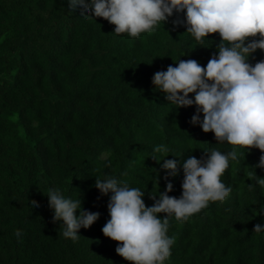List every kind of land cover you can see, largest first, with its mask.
<instances>
[{"label": "trees", "instance_id": "16d2710c", "mask_svg": "<svg viewBox=\"0 0 264 264\" xmlns=\"http://www.w3.org/2000/svg\"><path fill=\"white\" fill-rule=\"evenodd\" d=\"M69 3L0 0V264H129L102 234L111 194L101 195L95 179L111 176L140 189L150 207L149 197L158 199L168 182L169 196H181L189 157L233 147L190 122L195 105L177 108L152 83L157 71L181 60L206 67L218 55V33L200 44L183 23L174 26L186 15L174 12L138 37L116 34L108 21ZM261 60L259 49L248 58L252 65ZM161 144L168 152L154 153ZM237 152L220 178L233 189L224 201L186 220L170 217L167 235L175 242L164 264H264V232L253 231L264 226V186L252 174L264 178L255 167L262 153ZM172 159L174 177L162 168ZM49 189L81 199L98 220L81 227L78 239L65 238V226L53 222ZM32 200L39 207L31 208Z\"/></svg>", "mask_w": 264, "mask_h": 264}, {"label": "clouds", "instance_id": "9594fccd", "mask_svg": "<svg viewBox=\"0 0 264 264\" xmlns=\"http://www.w3.org/2000/svg\"><path fill=\"white\" fill-rule=\"evenodd\" d=\"M77 7L82 14L114 25L116 34L126 32L138 37L174 12H185V20L177 19L173 24L183 23L198 43L203 44L211 34L221 37L218 55H213L206 67L196 60H181L175 67L169 65L166 71H157L152 83L177 108L195 105L196 113L190 122L199 124L204 133H213L217 143L233 146L232 150L222 153L213 148L205 152L206 159L189 157L183 163L181 196H169L173 185L168 182L158 199L149 197L154 200L150 207H146L145 192L140 189L111 176L95 179V188L101 195L111 194L107 204L110 219L102 234L117 242L116 254L129 264H164L175 242L167 235L170 217L186 220L209 202L224 201L229 196L233 189L220 178L229 161L238 159L237 148L258 149L262 155L255 167L264 169V60L254 65L248 62L258 49L264 51V0H70L69 8ZM257 35L259 40H249ZM193 93L194 98H189ZM167 152L163 144L154 148V153ZM152 159L157 160L155 155ZM162 168L174 177L178 161L164 160ZM252 174L256 183L264 186V178ZM168 176L164 179L168 180ZM248 187L253 189L251 184ZM47 200L53 222L60 221L65 226V238L78 239V230L89 228L99 218V213L82 209L81 199L65 198L59 190L49 189ZM30 204L31 208L39 207L35 200ZM253 231L264 232V226L256 224ZM15 234L20 237L22 231Z\"/></svg>", "mask_w": 264, "mask_h": 264}]
</instances>
